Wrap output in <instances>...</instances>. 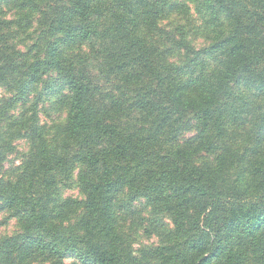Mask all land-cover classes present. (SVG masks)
Returning <instances> with one entry per match:
<instances>
[{
	"label": "trees",
	"instance_id": "trees-1",
	"mask_svg": "<svg viewBox=\"0 0 264 264\" xmlns=\"http://www.w3.org/2000/svg\"><path fill=\"white\" fill-rule=\"evenodd\" d=\"M0 88V264H264V0H0Z\"/></svg>",
	"mask_w": 264,
	"mask_h": 264
},
{
	"label": "rangeland",
	"instance_id": "rangeland-1",
	"mask_svg": "<svg viewBox=\"0 0 264 264\" xmlns=\"http://www.w3.org/2000/svg\"><path fill=\"white\" fill-rule=\"evenodd\" d=\"M199 45L202 44V41L198 42ZM3 95V91L0 88V98ZM56 119H59L58 117L55 116ZM42 119H46L44 116L42 117ZM18 150L20 151V153H25L28 148L26 146V144L23 141H19L18 142ZM18 156L15 155L11 158V162H15L16 164H19V161L17 160ZM65 194V193H64ZM66 195L69 196H74V197H79V194L77 191L75 190H70L66 192ZM6 214L5 212L0 213V238L6 235H12L16 230H17V226H16V221L15 220H11L8 223H4L3 220L5 218ZM136 240L133 244L135 249H138L140 247V245H150V244H156L157 243V239L156 238H152V239H146L144 237L141 236H136L135 237ZM66 264H74L73 260L68 259L66 260Z\"/></svg>",
	"mask_w": 264,
	"mask_h": 264
}]
</instances>
